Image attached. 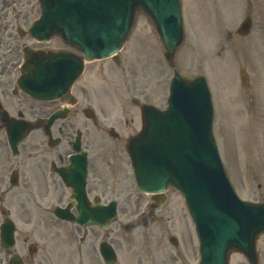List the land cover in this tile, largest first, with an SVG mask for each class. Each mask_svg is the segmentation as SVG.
Segmentation results:
<instances>
[{
  "label": "rangeland",
  "instance_id": "rangeland-1",
  "mask_svg": "<svg viewBox=\"0 0 264 264\" xmlns=\"http://www.w3.org/2000/svg\"><path fill=\"white\" fill-rule=\"evenodd\" d=\"M27 1L33 17L38 0ZM247 14L253 19V31L242 37L237 28ZM183 16L186 39L177 51L175 68L187 77H207L215 105L214 133L224 165L241 197L264 202V0H183ZM118 58L119 63L107 58L87 65L77 84L81 100L87 101L83 98L86 93L100 117L103 107L109 110L113 106H126L133 114L137 108L133 98L165 105L174 69L144 16L139 15ZM242 70L248 73L247 90L241 81ZM100 123L102 129L109 126L107 119ZM137 125L131 126L138 129ZM97 133L105 136L100 129ZM91 136L89 133L88 138ZM4 139L0 137V153L7 151ZM169 196L171 202L160 208L154 223L130 224L135 229L122 232L120 248L127 258L143 248L148 252L144 264L195 263L198 242L190 224L186 223L189 238L181 222L183 216L190 218L181 198L174 192ZM171 235L178 238V245L169 241ZM257 249L259 264H264V235ZM231 264L250 262L234 253Z\"/></svg>",
  "mask_w": 264,
  "mask_h": 264
},
{
  "label": "water",
  "instance_id": "water-1",
  "mask_svg": "<svg viewBox=\"0 0 264 264\" xmlns=\"http://www.w3.org/2000/svg\"><path fill=\"white\" fill-rule=\"evenodd\" d=\"M40 2L43 16L32 32L37 37L61 34L87 60L120 50L139 10L151 16L168 59L184 40L181 0ZM59 59L63 62L64 55H53L50 64ZM43 61V56L33 58L36 73L27 77L34 81V93L40 97L66 93L83 70V59L74 55H67L61 70L49 71L48 63L40 65ZM169 104L163 113L146 106L152 117L130 143L139 186L146 190L175 187L185 195L201 239L199 264H228L232 250L244 251L255 264V239L264 232V207L239 201L228 182L212 134L214 112L205 79L187 81L176 73ZM58 214L70 216L67 210ZM114 215V208L93 213L96 218Z\"/></svg>",
  "mask_w": 264,
  "mask_h": 264
},
{
  "label": "flooded vegetation",
  "instance_id": "flooded-vegetation-1",
  "mask_svg": "<svg viewBox=\"0 0 264 264\" xmlns=\"http://www.w3.org/2000/svg\"><path fill=\"white\" fill-rule=\"evenodd\" d=\"M27 5V0H0V101L10 119L26 123L39 140L31 141L28 147L24 142L23 147L28 150L19 152L18 156L0 153V191L15 197L12 202L14 216L11 217L12 211L8 208L0 216V264H107L99 245L104 240L113 243L109 231L102 232L96 226L69 224L70 230L66 232L63 230L67 223L64 220L44 211H37L38 215H34L36 208L49 207L51 201L56 205L69 203L67 191L71 188L60 169H66L70 164L72 136L79 130L77 125L81 123V114H86L90 107H82L77 99L71 106L69 120L58 118L50 126L54 136L50 139L46 130L48 118L65 105L60 100L34 99L18 86L26 46L45 47L21 30L29 16ZM55 40L58 45L53 49L66 48L60 38H54L52 42ZM127 111L124 108L123 112ZM97 118L96 115L93 120L87 119L98 126ZM120 121L112 120L120 127L127 125ZM7 123L8 120L4 121L0 116V133L2 130L6 133ZM127 137L118 134L116 139L123 141ZM53 142L56 145L52 146ZM88 158L87 191L92 203H107L113 198L118 200L122 209L132 208L134 211L140 208L141 199L135 201L130 191L129 171L123 167V157L119 153L92 157L88 154ZM6 214L14 223L11 244L3 243L1 236ZM151 214L153 217L155 212L151 211ZM133 218L131 216L127 221ZM144 257L145 254L138 255L137 260L141 262Z\"/></svg>",
  "mask_w": 264,
  "mask_h": 264
}]
</instances>
